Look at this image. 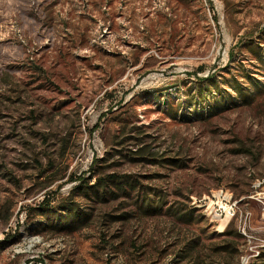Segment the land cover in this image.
<instances>
[{"label":"rangeland","instance_id":"374dc122","mask_svg":"<svg viewBox=\"0 0 264 264\" xmlns=\"http://www.w3.org/2000/svg\"><path fill=\"white\" fill-rule=\"evenodd\" d=\"M107 174L116 195L77 189ZM66 203L82 226L36 216ZM262 253L264 0H0V264Z\"/></svg>","mask_w":264,"mask_h":264},{"label":"trees","instance_id":"16d2710c","mask_svg":"<svg viewBox=\"0 0 264 264\" xmlns=\"http://www.w3.org/2000/svg\"><path fill=\"white\" fill-rule=\"evenodd\" d=\"M229 61L230 62L233 61V54L230 55ZM260 63H262V62L260 61ZM205 80H207V79H205ZM233 84H234V82H233ZM260 90H263V88H260ZM77 179L79 180V184L77 186V189H79L82 194H85V195L91 194L94 197H101V199H105L107 196L106 193L111 192V190L106 189L107 188L106 186H110V185L116 186V184H118L120 182L121 177L114 175V174H107L103 177L97 178V180L93 184H89V181L86 180V178H84V177L77 178ZM77 179L75 178L73 180H77ZM111 193H113V192H111ZM113 194L116 195V193H113ZM60 207H61L60 210H54L53 208H50V207L40 206V207H38L36 216L38 218L49 216L51 222L54 218L53 223H51L50 225H46V227L54 229V230H63V229H72V228L76 229L77 228L76 224L81 222L80 226H82L84 224V222L86 221V219L88 218L87 215L81 214L78 211L77 207L74 206V204L69 205L68 203H66L64 205H61ZM142 207L144 208L145 213L146 212L153 213V211H154L152 209V208H154V206H152L148 200L142 201ZM166 210H168V209H166ZM157 212L158 213L161 212V207H158ZM224 235L225 236H231L232 238H238V234L235 231H231V230H226L224 232ZM196 256H198V254ZM196 258L198 260V257H196ZM196 264H202V263L196 262ZM205 264H207V263H205ZM249 264H264V253H262L261 255H259L257 257L256 263L252 262Z\"/></svg>","mask_w":264,"mask_h":264},{"label":"built area","instance_id":"2783aa9c","mask_svg":"<svg viewBox=\"0 0 264 264\" xmlns=\"http://www.w3.org/2000/svg\"><path fill=\"white\" fill-rule=\"evenodd\" d=\"M207 213L211 215L214 220L222 222L226 225L229 220V214L231 210H234V205L230 203L229 198L225 197L223 190L219 189L213 193L210 197H207V203L205 202Z\"/></svg>","mask_w":264,"mask_h":264},{"label":"bare ground","instance_id":"6f19581e","mask_svg":"<svg viewBox=\"0 0 264 264\" xmlns=\"http://www.w3.org/2000/svg\"><path fill=\"white\" fill-rule=\"evenodd\" d=\"M229 216H230V214H229Z\"/></svg>","mask_w":264,"mask_h":264}]
</instances>
